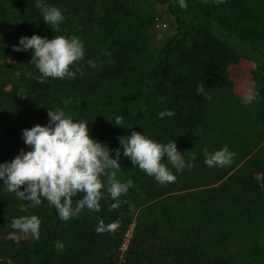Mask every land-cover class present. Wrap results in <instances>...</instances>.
<instances>
[{
	"label": "trees",
	"instance_id": "16d2710c",
	"mask_svg": "<svg viewBox=\"0 0 264 264\" xmlns=\"http://www.w3.org/2000/svg\"><path fill=\"white\" fill-rule=\"evenodd\" d=\"M6 1L5 34H8L9 41L18 42L19 38L32 35L48 39L62 36L65 22H74L84 32H98L102 39L84 51L82 61L70 66V70L76 73L74 78H48L44 83L34 78L39 73L30 65L31 51L19 52V56L14 52L18 56L17 61L6 66L11 76L19 74V80L7 97L0 95V163L10 162L21 149L30 150L23 143L22 130L47 125L48 109L63 110L73 120H86L87 116L98 111H110V107L120 103L124 108L128 103L131 104L130 112L123 109L120 127L112 129L111 149L119 147L118 137L136 131L162 144L173 140L184 159L192 162V167L204 168L203 157L197 153L219 150L220 146L213 143V138L221 136L227 140L230 135L225 128H219L207 118L197 85L212 88V80L222 84V68L232 58L235 60L250 54L260 61L258 79L264 88V1L255 7L247 0H230L226 13H220L212 0L205 1L204 5L202 0H187L192 15L186 16L178 13L173 0H153V4L166 5L175 18L176 35L161 48L158 56L153 57L149 67L142 70L141 79L123 95V99L112 98L105 93L98 97V94L108 82L124 78L129 70H134L135 52L138 54L147 48L144 33L139 36L137 48L128 50L132 58L127 57V51L122 53L120 48H112L116 39L126 41V34L135 31L133 23L139 19L134 15L139 8L128 0H47L48 4L60 8L65 17L59 30L52 31L43 23L40 11L34 7V0ZM202 18L215 24V33L209 39L212 41L193 40L189 50L179 55L180 49H185L182 38ZM3 52L0 58L8 55L5 50ZM180 64L190 65V72L177 76L175 71ZM0 72L4 73V69ZM177 91L182 94L177 95ZM165 110L174 111L175 116L160 119L159 113ZM228 148L234 153L231 164L222 169L208 168L219 172L214 177L201 178L191 187L181 181L187 169L176 173L166 158L162 162L177 179L161 186L121 155V168L116 172V178H123V182L132 180L133 187L119 198L120 206L109 210L114 201L108 198L105 187L101 190L104 198L100 201L99 212L85 208L67 222L58 218L46 200L38 206H30L15 193L0 191V264H116L120 258L117 249L121 245V236L131 223L132 212L145 206L144 214L154 206L149 204L158 199L176 192L216 185L249 153H241L242 149L237 151L233 146ZM101 180L107 186V177L103 176ZM250 186L258 192L257 185L251 183ZM82 195L73 198L74 205ZM129 204L133 206L131 209ZM32 215L41 220L39 240H33L11 227L13 218ZM101 219L106 225L119 220L120 226L114 233L97 234L95 227ZM156 226V222L151 223L147 218L137 221L120 264H215L203 252L176 242L172 235ZM56 241L64 244L62 250H56ZM263 246L264 239L248 248L252 264H264Z\"/></svg>",
	"mask_w": 264,
	"mask_h": 264
},
{
	"label": "rangeland",
	"instance_id": "374dc122",
	"mask_svg": "<svg viewBox=\"0 0 264 264\" xmlns=\"http://www.w3.org/2000/svg\"><path fill=\"white\" fill-rule=\"evenodd\" d=\"M128 1L139 8L134 17L140 21L135 20V31L126 34V41L116 39L112 48H120L122 53L127 51V57H131L132 53L128 50L137 48L142 33L147 36V48L141 53L135 52L137 59L133 63L134 70H129L124 78L122 76L121 79L108 82L98 97L105 93L112 98L123 99V95L141 79L142 70L149 67L153 57L158 56L161 48L176 35L177 23L166 5L153 4V0ZM205 1L208 0H202V5ZM229 1L225 0V3L217 6L220 13L225 12ZM247 1L256 7L264 0ZM187 3L190 4L188 1ZM177 8L180 15H192L189 7L181 9L177 4ZM7 15V1L0 0V57L4 55L3 50L8 53L5 58H0V69H4V73L0 72V95L3 97L9 95L19 80V74L11 76L6 66L17 61L19 56L18 53L16 57L12 50L13 45H18V42L9 41L8 34H5ZM194 28L182 38L185 49H180L179 55L189 50L193 40L212 41L209 39L215 33L214 23H208L202 18ZM124 35L125 32L123 37ZM62 36L79 37L84 44V51L93 47L98 39H102L98 32H84L74 22H65ZM259 66L260 61L250 54L239 56L235 60L232 58L221 70L223 83L212 80V88L205 86V94L211 96V99L207 100L199 94L203 98L201 104L207 118L219 128H225L230 135L227 140L221 136L215 137L213 143L219 145L220 149L225 145L233 146L237 151L240 148L241 153L249 152L248 156L216 185L176 192L149 204L154 205L151 211L143 214L144 206L132 212L131 223L121 236V245L117 249L120 257L118 264L137 221L142 218H147L151 223L156 222V227L167 231L176 242L203 252L215 264H252L248 248L264 239V88L258 79ZM189 67L188 64L178 65L176 75L188 74ZM252 93L258 94L256 100L245 104V97ZM181 94L177 91V95ZM130 108L131 104L127 103L123 108V103H120L110 107V111L101 110L87 116L84 121L89 123L90 137L110 147L112 129L115 128L111 123L117 117L123 121V109L130 112ZM204 152L205 150L197 153L203 160ZM208 168L206 165L204 168L191 167L183 174L181 181L191 187V184L198 183L201 178L211 175L214 177L219 172L218 169L210 171ZM116 179L123 182V178ZM103 180L106 182V179ZM251 183L259 187L258 192L250 186Z\"/></svg>",
	"mask_w": 264,
	"mask_h": 264
},
{
	"label": "clouds",
	"instance_id": "9594fccd",
	"mask_svg": "<svg viewBox=\"0 0 264 264\" xmlns=\"http://www.w3.org/2000/svg\"><path fill=\"white\" fill-rule=\"evenodd\" d=\"M213 3L219 6L225 0H213ZM173 4H178L181 9L188 7L187 0H173ZM34 7L40 11L45 25L52 31L59 30L65 20L60 8L48 4L47 0H34ZM12 50L17 53L31 51L30 65L39 73L34 77L39 83H44L48 78H74L76 73L70 70V66L84 59V44L77 36H54L52 39L38 35L23 36ZM197 92L205 99H211L205 94V85H197ZM257 95H248L244 103H253ZM47 115V125L22 130L23 143L30 150L21 149L10 162L0 163V191L15 193L30 206H38L46 200L62 222L77 217L85 208L90 212H99L100 201L104 198L101 190L105 187L108 198L114 201L109 210L120 206L119 198L133 187L130 179L126 182L116 179V172L121 168V155L161 186L174 183L177 179L167 164L176 173L193 166L184 159V154L178 151L173 140L162 144L142 133L131 131V135L118 137L119 147L111 149L90 137L88 122L74 121L60 109H48ZM174 116L172 110L159 113L160 119ZM121 123V118L117 117L113 124L120 127ZM233 156L227 145L213 152L205 150L204 164L209 168L224 167L231 164ZM165 158L167 164L162 162ZM103 176L107 177V186L101 180ZM81 193L82 198L76 200L74 205L73 198ZM132 207L129 204V208ZM40 226L41 220L36 215L13 218L11 225L33 240L40 239ZM119 226V220L106 225L101 219L95 231L97 234L114 233ZM54 247L60 251L64 244L56 241Z\"/></svg>",
	"mask_w": 264,
	"mask_h": 264
},
{
	"label": "built area",
	"instance_id": "2783aa9c",
	"mask_svg": "<svg viewBox=\"0 0 264 264\" xmlns=\"http://www.w3.org/2000/svg\"><path fill=\"white\" fill-rule=\"evenodd\" d=\"M116 264H118V262Z\"/></svg>",
	"mask_w": 264,
	"mask_h": 264
}]
</instances>
